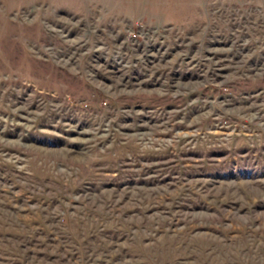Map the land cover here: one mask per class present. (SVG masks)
Wrapping results in <instances>:
<instances>
[{"label": "rangeland", "instance_id": "1", "mask_svg": "<svg viewBox=\"0 0 264 264\" xmlns=\"http://www.w3.org/2000/svg\"><path fill=\"white\" fill-rule=\"evenodd\" d=\"M0 264H264V0H0Z\"/></svg>", "mask_w": 264, "mask_h": 264}]
</instances>
